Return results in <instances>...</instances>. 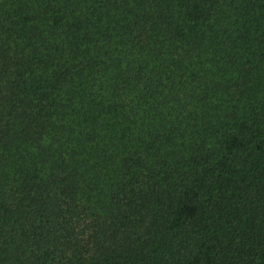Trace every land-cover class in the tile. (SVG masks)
Segmentation results:
<instances>
[{"label": "trees", "instance_id": "obj_1", "mask_svg": "<svg viewBox=\"0 0 264 264\" xmlns=\"http://www.w3.org/2000/svg\"><path fill=\"white\" fill-rule=\"evenodd\" d=\"M0 264H264V0H0Z\"/></svg>", "mask_w": 264, "mask_h": 264}]
</instances>
